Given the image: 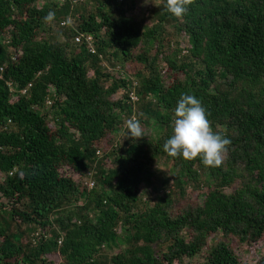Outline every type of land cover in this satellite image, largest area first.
<instances>
[{
	"label": "trees",
	"instance_id": "1",
	"mask_svg": "<svg viewBox=\"0 0 264 264\" xmlns=\"http://www.w3.org/2000/svg\"><path fill=\"white\" fill-rule=\"evenodd\" d=\"M39 2L0 0V264H242L211 238L264 239V0L183 18L166 0ZM183 93L231 140L222 166L163 151ZM133 115L161 137H126Z\"/></svg>",
	"mask_w": 264,
	"mask_h": 264
},
{
	"label": "clouds",
	"instance_id": "2",
	"mask_svg": "<svg viewBox=\"0 0 264 264\" xmlns=\"http://www.w3.org/2000/svg\"><path fill=\"white\" fill-rule=\"evenodd\" d=\"M195 0H166L165 8L176 18H183ZM55 13L49 11L43 22L51 24ZM70 24L71 21L69 20ZM126 137L138 140L145 136L140 120L133 115L126 121ZM231 140L215 132L208 119L206 108L193 94L183 93L174 109L172 135L163 145L170 157H182L185 161L199 159L205 167L222 166L227 157Z\"/></svg>",
	"mask_w": 264,
	"mask_h": 264
},
{
	"label": "rangeland",
	"instance_id": "3",
	"mask_svg": "<svg viewBox=\"0 0 264 264\" xmlns=\"http://www.w3.org/2000/svg\"><path fill=\"white\" fill-rule=\"evenodd\" d=\"M82 1V0H81ZM46 0H40L39 2V6H43L45 4ZM159 0H142L141 4L139 5L141 10H145L147 11L148 9H150L151 7H153L154 5L158 4ZM182 43L184 45H190V36L188 34H182L179 38ZM121 74H124V75H127L126 73H122ZM128 76V75H127ZM130 91V90H129ZM27 92V88L26 89H23L22 90V93H26ZM129 93L128 90H119L118 93H116L114 95L115 98L117 99H123L124 102H126V99L128 100V98L131 100V102L134 103V101H136L139 97L138 95L134 92V91H131L128 95L127 94ZM128 97V98H126ZM126 123V120L123 122V126L124 124ZM155 123H153L151 126H145L143 125L142 128L144 130V133L146 136L148 137H153L154 139L155 138H158V137H161V134H162V130L161 128H157V126ZM73 131V130H72ZM71 131V132H72ZM122 130L119 128L118 131H115L113 136L116 138V139H119L120 136L122 135ZM161 163L159 166L164 169L166 172H169V170L171 171L172 169V166H173V162L171 161L169 163V165H166L164 164V158L161 159ZM210 179V178H209ZM91 180H94V179H86V182L88 184H90V181ZM95 181V180H94ZM211 181V179H210ZM96 184H94L95 186ZM141 188L143 190V193L144 191H151V188L150 186L147 184V183H142L141 184ZM151 193V192H149ZM144 195V199L147 198V193L145 194H142ZM152 195H149V197H151ZM203 195L201 196V199H202ZM79 204H81V201L79 202ZM231 239V240H229ZM226 237L223 235L222 232L218 233L215 237L211 238V243H215L216 241L220 242V241H226L230 246L234 247L236 249V251L241 255L240 258H241V262L242 264H264V239L260 242L257 243V245L255 246H249V249L248 250H244L243 248H246V246H241L238 242H237V239L235 237ZM213 243V244H214ZM125 247V246H123ZM243 247V248H242ZM112 251H117L118 248H113V249H110ZM205 252H201L199 253L198 255H196L194 258L190 257V256H186L184 257V261L183 263L181 262H178L177 259H175L174 261V264H205L206 263V258L203 256Z\"/></svg>",
	"mask_w": 264,
	"mask_h": 264
},
{
	"label": "built area",
	"instance_id": "4",
	"mask_svg": "<svg viewBox=\"0 0 264 264\" xmlns=\"http://www.w3.org/2000/svg\"><path fill=\"white\" fill-rule=\"evenodd\" d=\"M81 40V37L79 36V37H77V41H80ZM87 41H88V43L91 45V41H92V37L91 36H88L87 37ZM94 184H95V182H94V180H91L90 181V187H93L94 186Z\"/></svg>",
	"mask_w": 264,
	"mask_h": 264
}]
</instances>
